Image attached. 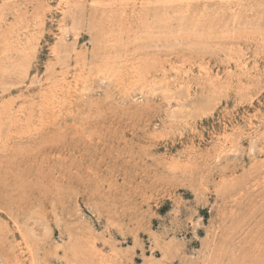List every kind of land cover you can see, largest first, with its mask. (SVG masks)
I'll use <instances>...</instances> for the list:
<instances>
[{"label":"rangeland","instance_id":"1","mask_svg":"<svg viewBox=\"0 0 264 264\" xmlns=\"http://www.w3.org/2000/svg\"><path fill=\"white\" fill-rule=\"evenodd\" d=\"M203 243L264 264V0H0V264Z\"/></svg>","mask_w":264,"mask_h":264},{"label":"bare ground","instance_id":"2","mask_svg":"<svg viewBox=\"0 0 264 264\" xmlns=\"http://www.w3.org/2000/svg\"><path fill=\"white\" fill-rule=\"evenodd\" d=\"M199 251H200V254H202V255H200L198 259L193 260L192 262H190L188 264H204L205 263L204 259L209 257V254L211 255L210 247H208V245L206 243H203V245Z\"/></svg>","mask_w":264,"mask_h":264}]
</instances>
